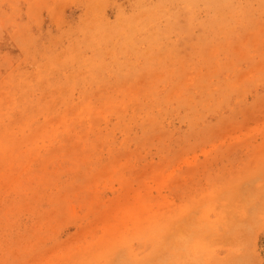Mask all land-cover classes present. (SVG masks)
Listing matches in <instances>:
<instances>
[{"label":"rangeland","instance_id":"rangeland-1","mask_svg":"<svg viewBox=\"0 0 264 264\" xmlns=\"http://www.w3.org/2000/svg\"><path fill=\"white\" fill-rule=\"evenodd\" d=\"M0 264H264V0H0Z\"/></svg>","mask_w":264,"mask_h":264}]
</instances>
